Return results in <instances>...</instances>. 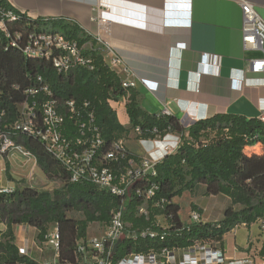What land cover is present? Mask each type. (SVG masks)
<instances>
[{
  "label": "trees",
  "instance_id": "trees-1",
  "mask_svg": "<svg viewBox=\"0 0 264 264\" xmlns=\"http://www.w3.org/2000/svg\"><path fill=\"white\" fill-rule=\"evenodd\" d=\"M0 6L10 8L8 0H0ZM19 20L8 23L13 29L27 30L32 24L38 29L49 28L62 31L80 45L90 42L95 70L78 68L67 74L59 73L51 61L25 55L18 48L6 47V39L0 30V103L10 111L15 110L12 100H19L21 91L36 82L41 75L53 93V97L63 104L74 100L81 111L82 119L87 112L94 115L95 124L100 128L109 146L129 133L123 127L107 100H120L127 97V112L131 128L139 127L140 138H153L175 132L180 137L176 152L167 154L154 166L156 175H147L149 184L159 186L154 199L165 198L162 207L151 208L148 219L135 215L138 199L128 204L123 219L132 227L148 228L157 231L155 239H139L135 243L137 251L158 249L162 246H189L194 240H215L222 245L223 235L238 224H250L264 217V153L249 156L245 149L260 143L264 147V121L260 118H247L233 113H217L199 119L185 127L174 114L162 115L144 110L133 90L127 91L121 85L118 74L104 61L96 45L97 40L87 34L79 25L65 19L31 18L18 10ZM20 89L15 90L14 85ZM10 97L12 100H10ZM87 103L85 107L84 104ZM64 112L65 109H63ZM66 134L75 137L77 127L73 120L66 117ZM18 142L30 151L37 166L48 177H58L63 181L59 188L52 191L36 189L17 180L16 187L9 193L0 192V223L6 228L0 230V264H39L26 254H21L15 243L14 226L26 224L37 228L39 245L51 224H56L61 237L59 260L72 259L75 240L88 233L92 223L106 224L112 210L120 204L119 197L99 188L91 182H70L68 173L45 150L44 146L24 135ZM127 158H140L127 151ZM122 159L119 167L127 164ZM7 176L12 180L6 163ZM201 191L204 195L222 194L230 198L231 204L225 209L219 221L187 223L179 217L180 206L173 202L185 192ZM238 206V207H237ZM196 208V206H193ZM70 213H80L79 218ZM164 214L169 229L164 240H160L161 229L154 224V216ZM127 248L129 243L126 242ZM123 253V252H122ZM264 254V246L261 249Z\"/></svg>",
  "mask_w": 264,
  "mask_h": 264
},
{
  "label": "crops",
  "instance_id": "crops-1",
  "mask_svg": "<svg viewBox=\"0 0 264 264\" xmlns=\"http://www.w3.org/2000/svg\"><path fill=\"white\" fill-rule=\"evenodd\" d=\"M249 1L264 18V0ZM8 2L34 19H65L79 25L97 40L95 46L120 79L129 77L135 81L131 90L137 94L140 106L150 113L167 106L185 123L217 113L259 118L264 110V72L250 69V60L258 53L244 47L239 0ZM111 47L124 59L127 71L111 63ZM127 102L124 97L109 105L119 123L129 129L121 138L124 146L139 158L162 159L167 154L165 146H176L179 135L168 132L161 137L140 138L131 128ZM12 155L0 157V190L16 187ZM33 161L36 164V159ZM6 163L12 180L7 176ZM185 194L189 205L198 207L205 222L222 219L231 204L230 198L222 194L204 195L200 191ZM179 198L173 202L180 206ZM179 217L183 221L180 211ZM5 228L0 223V230ZM14 233L16 245L27 256L39 264L53 260L45 256L44 243L37 242L36 227L15 225ZM219 246L225 257L222 264H241L246 255L257 260L264 246V232L258 221L238 224L223 235ZM35 253L40 258H35Z\"/></svg>",
  "mask_w": 264,
  "mask_h": 264
},
{
  "label": "built area",
  "instance_id": "built-area-1",
  "mask_svg": "<svg viewBox=\"0 0 264 264\" xmlns=\"http://www.w3.org/2000/svg\"><path fill=\"white\" fill-rule=\"evenodd\" d=\"M243 13L242 39L247 50L258 53L250 60L252 72H264V18L258 13L255 5L249 0H239ZM10 8L0 6V30L6 39V47L12 46L25 55L43 58L51 61L53 67L62 74L82 68L94 71V58L88 51L90 43L80 45L76 39L68 38L62 31L49 28L38 29L32 24L27 30L13 29L8 23L19 20L18 9L10 4ZM111 63L122 66L124 59L112 47ZM104 59V58H103ZM106 63V62H105ZM122 87L127 91L135 86V81L129 77L121 80ZM19 90V85H14ZM19 100H12L15 110L12 112L0 103V157H8L15 151L27 158H34L18 138L22 135L40 142L46 152L56 160L68 173L70 182H91L99 188L109 191L119 197V206L112 210L108 223H96L99 235H87L75 240L73 258L59 260L61 237L56 225L53 232L49 229L45 235L44 245L50 247L56 254V261H45L43 264H222L225 260L223 250L215 240H194L189 246H162L148 251L135 250L139 239H155L157 231L148 228H134L125 221L123 216L132 199L137 198L135 215L149 218L151 208L162 207L165 198L155 200L154 196L159 186L149 184L147 175H156L154 166L159 160L149 158H127V148L122 140L107 145L100 128L95 124L92 112H87L82 119L81 111L74 100H68L60 108L59 101L53 97L49 84L41 75L36 76V82L21 91ZM1 98V94H0ZM127 99V97H125ZM118 102L113 98L107 100L108 105ZM87 106V103L84 104ZM162 115L172 111L165 106L159 111ZM69 117L77 127L75 137L66 134L65 120ZM264 121V110L259 117ZM181 121V120H180ZM182 122V121H181ZM184 125V124H183ZM190 125V124H189ZM188 125V126H189ZM185 126V125H184ZM185 126V127H188ZM140 135L141 130L136 127ZM165 135V134H164ZM156 136H163L157 134ZM154 136V137H156ZM180 137L176 146H165V152H176L180 145ZM166 154V155H167ZM127 158V164L119 167L122 159ZM13 189L3 188L0 192L9 193ZM154 224L161 229L160 240H164L165 231L169 229L164 214L154 216ZM264 232V217L257 220ZM200 211L192 210L187 223H204ZM126 242L129 243L127 248ZM25 254L23 248L19 249ZM123 252V253H122ZM241 264H264V254L258 259L246 255L241 258Z\"/></svg>",
  "mask_w": 264,
  "mask_h": 264
},
{
  "label": "rangeland",
  "instance_id": "rangeland-1",
  "mask_svg": "<svg viewBox=\"0 0 264 264\" xmlns=\"http://www.w3.org/2000/svg\"><path fill=\"white\" fill-rule=\"evenodd\" d=\"M164 107L162 106L163 110ZM185 122V121H184ZM192 122H185L183 123L185 126H188ZM245 152L252 157H255L256 155H260L264 153V147L260 144H253L251 146L246 147ZM33 159V158H32ZM27 158L20 154L18 151L14 152V155L11 156V167H12V173L14 172L15 174V181L17 180H25V183L33 188L36 189H45L52 191L55 188H59L62 184L63 181L58 178H48L39 167L34 163L33 159ZM35 164V165H34ZM10 172V171H9ZM28 181H26V179ZM17 185V184H16ZM203 189L200 190V193H202ZM189 197L188 194L183 195L182 197L179 198V204H180V216L183 219V222L189 221V215L192 210H198V207L194 208L192 205H189ZM238 207V206H237ZM212 209V208H211ZM71 217L74 218H79L81 216L80 213H70L69 214ZM215 222V221H213ZM56 225L51 224L49 227V232H53L55 230ZM96 224H90V227L88 228V235L93 236V235H99L97 232ZM45 256L54 259L56 261V254L53 252V250L50 247H45ZM35 258H40L37 253L34 254Z\"/></svg>",
  "mask_w": 264,
  "mask_h": 264
}]
</instances>
